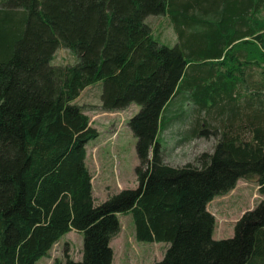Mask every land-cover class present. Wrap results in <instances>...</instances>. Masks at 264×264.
Wrapping results in <instances>:
<instances>
[{
  "label": "trees",
  "instance_id": "obj_1",
  "mask_svg": "<svg viewBox=\"0 0 264 264\" xmlns=\"http://www.w3.org/2000/svg\"><path fill=\"white\" fill-rule=\"evenodd\" d=\"M161 14L173 46L147 22ZM59 47L76 61L54 64ZM98 81L102 110L141 109L127 121L137 186L96 203L85 157L99 132L76 99ZM181 96L197 107L187 138L216 141L173 165L160 134ZM240 179L264 194V0H0V264H36L73 229L82 256L64 264H112L118 213L138 240L169 243L155 264H264V202L214 238L208 205Z\"/></svg>",
  "mask_w": 264,
  "mask_h": 264
},
{
  "label": "rangeland",
  "instance_id": "obj_2",
  "mask_svg": "<svg viewBox=\"0 0 264 264\" xmlns=\"http://www.w3.org/2000/svg\"><path fill=\"white\" fill-rule=\"evenodd\" d=\"M147 22L153 26L156 37L173 46L177 35L165 14L150 15ZM75 54L65 47L57 48L52 61L54 64H73ZM102 81H98L81 91L76 101L83 105L91 125L99 135L86 143L85 163L92 176L93 196L99 203L122 189L137 186L135 166L136 137L127 125L128 119L141 109L140 105L130 104L115 111L100 108ZM166 116L171 121L161 131L166 160L173 165H181L194 159L203 152H212L216 135H198L187 138L191 115L197 111L193 102L185 101L181 96L170 101ZM183 115H182V114ZM182 119H175L178 115ZM204 115V114H203ZM175 119V120H174ZM264 202V194L259 191L257 179H240L236 188L224 195L217 196L208 205L216 217L214 238H229L234 235L235 223L249 209ZM120 231L112 240V264H155L166 253L169 243L165 241L138 240L135 236L134 223L130 213H118ZM83 233L71 230L63 235L36 264H64L66 258L81 259Z\"/></svg>",
  "mask_w": 264,
  "mask_h": 264
},
{
  "label": "crops",
  "instance_id": "obj_3",
  "mask_svg": "<svg viewBox=\"0 0 264 264\" xmlns=\"http://www.w3.org/2000/svg\"><path fill=\"white\" fill-rule=\"evenodd\" d=\"M238 182H239V181H238ZM113 239H114V238H113ZM113 239H112V240H113ZM112 240H111V243H110V244H112ZM113 259H114V256H113ZM112 263H113V260H112Z\"/></svg>",
  "mask_w": 264,
  "mask_h": 264
}]
</instances>
